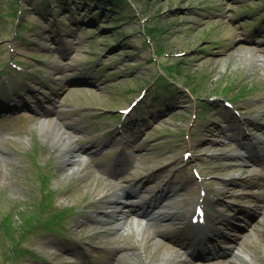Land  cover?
<instances>
[{
  "label": "rangeland",
  "instance_id": "1",
  "mask_svg": "<svg viewBox=\"0 0 264 264\" xmlns=\"http://www.w3.org/2000/svg\"><path fill=\"white\" fill-rule=\"evenodd\" d=\"M121 1L0 0V67H21L0 77V264H264V194L238 205L264 185V0ZM49 111L87 149L71 164L40 134ZM118 158L145 176L111 196L147 202L156 230L99 196Z\"/></svg>",
  "mask_w": 264,
  "mask_h": 264
},
{
  "label": "bare ground",
  "instance_id": "2",
  "mask_svg": "<svg viewBox=\"0 0 264 264\" xmlns=\"http://www.w3.org/2000/svg\"><path fill=\"white\" fill-rule=\"evenodd\" d=\"M48 112V111H47ZM40 134L42 135V137L44 139H47L53 143H55L57 141V143L59 144V148H62L65 151L67 160L69 162V164H71L70 160H72L70 158V156L73 153H77L78 151H80V153H84L87 149H83V148H76L71 146L70 144H68L67 140H69V136L70 134H75V132H70L69 131H64L62 128V125L60 124V121L58 119L57 113H51L49 111V114L46 115V118L41 122V127H40ZM71 140V139H70ZM121 158H118V161H121ZM74 164V163H72ZM94 170V168L90 165L85 164L81 170H80V174H87L90 171ZM144 173L140 170H134L133 173L131 175H128L127 177H123L122 179L116 180L114 177H108L107 179V184L110 185V187L108 188H102L99 190V196L103 197V198H111V202H109L108 204L110 205H116V207H118L117 210L113 211L112 214L115 216V218H120L121 220L124 219L126 217L125 215V210L126 208H131V206H126L125 204L123 205L121 202H119V200L121 198H119L118 196H111V188L115 186L116 183H118V185H120L121 189H119V192L122 193L124 195V197L129 196L132 192L130 191V189L127 187V185H132L134 183H137L138 181L142 180L144 178ZM264 184V183H263ZM264 187V186H263ZM263 187L260 188V186L257 189H253L251 191H248L245 196L241 199L242 201L238 202V205L241 207L242 210H251L249 209L250 206H254L256 207L257 204L259 203V200L261 198H263L262 195H259V192H264ZM244 201V202H243ZM245 201L247 202L245 204ZM168 215H173V213H167L164 212L163 214H161L162 217L168 216ZM160 218L157 216L155 218H153L151 220L150 223H147L146 225H144V227H142L141 229H145L146 227H152L155 228V230L158 228L157 227V221ZM137 227H140V225H137ZM223 241V243L226 242V239L223 237H220ZM213 250H223V248H221V246H213L212 247ZM199 253V251H198ZM193 255H197L195 254V250H193L192 252ZM165 256V255H163ZM187 264H190V262H188Z\"/></svg>",
  "mask_w": 264,
  "mask_h": 264
}]
</instances>
